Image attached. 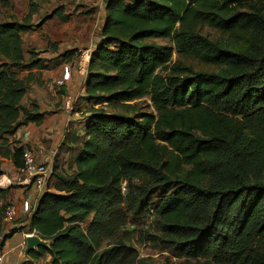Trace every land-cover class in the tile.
I'll use <instances>...</instances> for the list:
<instances>
[{"label":"trees","instance_id":"trees-1","mask_svg":"<svg viewBox=\"0 0 264 264\" xmlns=\"http://www.w3.org/2000/svg\"><path fill=\"white\" fill-rule=\"evenodd\" d=\"M35 11L31 3L21 22L0 24L3 143L43 119L22 106L32 77L21 74L44 68L34 53L26 62L23 48ZM203 27L222 40L204 37ZM102 37L86 79L91 116L75 140V171L53 174L52 191L20 229L51 242L32 253L34 262L49 255L53 264H102L109 225L122 240L123 227L152 216L184 264H264V0H110ZM174 51L213 71L173 63ZM146 98L155 113L128 118L104 108ZM22 156L17 150L18 167Z\"/></svg>","mask_w":264,"mask_h":264},{"label":"crops","instance_id":"crops-1","mask_svg":"<svg viewBox=\"0 0 264 264\" xmlns=\"http://www.w3.org/2000/svg\"><path fill=\"white\" fill-rule=\"evenodd\" d=\"M110 0H61L56 6L53 0H28L37 5L30 18L31 30L24 34L23 48L26 62L39 61L44 68L34 67L24 72L32 77L22 101L24 108L36 107L43 119L40 124L33 122L21 127L6 143L0 142V205H13L18 209L15 232L7 240L0 238V251L5 254L3 264H22L25 249V230L41 198L52 191L53 174L75 171V152L77 138L86 133L85 125L89 119L81 118L85 100L87 77L73 70L71 80L62 88H54L53 83L63 74V68L72 65L81 51L93 55L103 42L102 30L106 22V8ZM78 7V9H76ZM62 9V11H58ZM69 15L68 22H62L58 15ZM56 14V15H55ZM58 14V15H57ZM54 16V17H53ZM9 20L0 24L9 23ZM23 18V19H24ZM21 22V21H20ZM26 41H29L26 45ZM69 102L74 110L68 114L64 110ZM82 120V122H81ZM32 150L39 163L51 168V176L43 193L38 192L28 181L20 179L15 162L17 150ZM23 163V159H21ZM3 236L7 227L3 228Z\"/></svg>","mask_w":264,"mask_h":264},{"label":"rangeland","instance_id":"rangeland-1","mask_svg":"<svg viewBox=\"0 0 264 264\" xmlns=\"http://www.w3.org/2000/svg\"><path fill=\"white\" fill-rule=\"evenodd\" d=\"M53 1L56 2L57 6L58 2L61 0ZM76 9H78V7ZM27 10L28 0H0V22L9 20L11 16L14 17L12 20L20 22L26 15ZM201 34L211 41L222 40L221 35L209 27L201 28ZM153 42L172 48L175 47L174 43L170 40L158 39L153 40ZM28 43L29 41H26V45H28ZM172 61L173 63L180 62L182 65L193 66L197 71H213V68L204 67L197 62L187 61L181 57L179 58L176 51L173 53ZM20 77L26 78L24 73H22ZM130 105V108H123L117 105H105L104 108H106V112L110 114L122 115L128 118L138 117L145 113H155L149 98L130 103ZM97 108L100 107H96V109ZM90 110V105H88V103H83L80 113L81 118L86 117L87 114L88 116L86 118H89L91 116ZM126 185L127 184L124 183L122 186V193L125 197ZM157 196H160V194ZM90 222L91 219L87 221L86 225H89ZM86 225H84L83 228H86ZM120 230L111 225L105 229L101 247V253L105 254V258L102 264H184V260L177 258L169 250L154 217L146 216L138 222V224L135 223L131 225V223H129V225L123 227L122 231H124V237L122 240L119 235ZM120 244L124 246V249L120 252L115 251ZM119 253L121 256L115 258V255ZM33 264H53V262L49 255H45Z\"/></svg>","mask_w":264,"mask_h":264},{"label":"built area","instance_id":"built-area-1","mask_svg":"<svg viewBox=\"0 0 264 264\" xmlns=\"http://www.w3.org/2000/svg\"><path fill=\"white\" fill-rule=\"evenodd\" d=\"M91 58V52L81 51L74 64L67 65L63 68L62 77L53 83L54 88L64 87L71 80L73 70L82 77H88ZM64 110L68 114H71L74 108L69 102H67L64 106ZM22 159L23 165L19 169L20 179L28 181L38 192L43 193L51 176V168L48 165L39 163L36 159L35 153L29 149L23 151ZM17 218V207L13 205L7 206L3 218V225L4 227H7V230L1 240H6L5 236L13 235L15 232H18V228H16ZM29 235L30 234H26L25 236L27 237ZM4 259L5 254L0 251V264H3Z\"/></svg>","mask_w":264,"mask_h":264},{"label":"water","instance_id":"water-1","mask_svg":"<svg viewBox=\"0 0 264 264\" xmlns=\"http://www.w3.org/2000/svg\"><path fill=\"white\" fill-rule=\"evenodd\" d=\"M41 249H51V242L44 240L36 234H30L25 238L24 256L21 261L22 264H33L34 259L32 253H38Z\"/></svg>","mask_w":264,"mask_h":264}]
</instances>
